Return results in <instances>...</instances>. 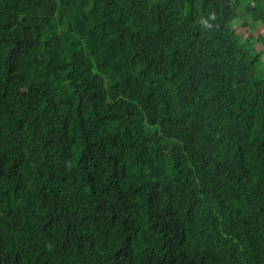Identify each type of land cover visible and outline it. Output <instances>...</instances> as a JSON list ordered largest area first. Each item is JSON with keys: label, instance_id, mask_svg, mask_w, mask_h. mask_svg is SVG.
<instances>
[{"label": "trees", "instance_id": "16d2710c", "mask_svg": "<svg viewBox=\"0 0 264 264\" xmlns=\"http://www.w3.org/2000/svg\"><path fill=\"white\" fill-rule=\"evenodd\" d=\"M264 0H0V264H264Z\"/></svg>", "mask_w": 264, "mask_h": 264}, {"label": "rangeland", "instance_id": "374dc122", "mask_svg": "<svg viewBox=\"0 0 264 264\" xmlns=\"http://www.w3.org/2000/svg\"><path fill=\"white\" fill-rule=\"evenodd\" d=\"M249 21H250V19H243V18L239 17L237 20H235L232 23V26L234 28H236L238 33L240 32V33H243L244 35L252 34L255 37L257 34H260V35L264 36V24H262L260 22H255L253 24L254 30L252 31V29L248 25ZM255 47L258 50L262 51L261 61L264 63V43L257 42Z\"/></svg>", "mask_w": 264, "mask_h": 264}]
</instances>
